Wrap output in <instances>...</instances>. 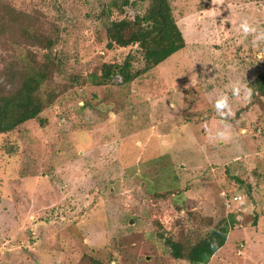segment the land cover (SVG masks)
Returning <instances> with one entry per match:
<instances>
[{
  "label": "rangeland",
  "instance_id": "obj_1",
  "mask_svg": "<svg viewBox=\"0 0 264 264\" xmlns=\"http://www.w3.org/2000/svg\"><path fill=\"white\" fill-rule=\"evenodd\" d=\"M8 1L60 30L58 54L78 80L39 120L0 136V264H190L164 239L194 235V212L235 217L208 264H264V98L249 89L264 77V41L238 26L264 29V0H169L186 46L104 86L94 77L106 63L145 68L136 46L108 49L106 29L148 0ZM225 125L230 136L216 138ZM224 194L242 201L228 206Z\"/></svg>",
  "mask_w": 264,
  "mask_h": 264
},
{
  "label": "trees",
  "instance_id": "obj_2",
  "mask_svg": "<svg viewBox=\"0 0 264 264\" xmlns=\"http://www.w3.org/2000/svg\"><path fill=\"white\" fill-rule=\"evenodd\" d=\"M107 39L120 48L136 46L144 55L145 68L135 72L132 58L121 63H106L94 84L104 86L120 79L130 84L186 46L169 0H148L143 14L134 19L112 22L106 29ZM60 30L44 27L37 15L16 8L8 0H0V136L19 131L30 121L54 106L75 84L58 54ZM255 100L264 98V77L249 88ZM44 125V122L41 121ZM189 220L198 225L194 235L184 234L178 239L166 238L165 244L175 260L190 264H208L226 244L235 223L227 219L216 221L209 216L189 213ZM91 264L105 263L90 258Z\"/></svg>",
  "mask_w": 264,
  "mask_h": 264
},
{
  "label": "clouds",
  "instance_id": "obj_3",
  "mask_svg": "<svg viewBox=\"0 0 264 264\" xmlns=\"http://www.w3.org/2000/svg\"><path fill=\"white\" fill-rule=\"evenodd\" d=\"M238 26L244 35L253 34L252 43L254 45L260 41H264V29H257L256 27L250 25L246 18L241 19ZM240 87L241 86L238 84H234L232 86L231 91L233 96L237 95L240 90ZM228 107V96L225 94L220 95L214 103V108L217 114L221 117L225 116V110H227ZM215 135L218 139H227L230 136L229 126L225 125V127L221 130H218Z\"/></svg>",
  "mask_w": 264,
  "mask_h": 264
},
{
  "label": "built area",
  "instance_id": "obj_4",
  "mask_svg": "<svg viewBox=\"0 0 264 264\" xmlns=\"http://www.w3.org/2000/svg\"><path fill=\"white\" fill-rule=\"evenodd\" d=\"M224 197L226 199V203L228 206H230L232 204L239 203L240 201H242V197L239 195H235L232 198H229L226 194H224Z\"/></svg>",
  "mask_w": 264,
  "mask_h": 264
},
{
  "label": "water",
  "instance_id": "obj_5",
  "mask_svg": "<svg viewBox=\"0 0 264 264\" xmlns=\"http://www.w3.org/2000/svg\"><path fill=\"white\" fill-rule=\"evenodd\" d=\"M112 46H113V43H110L108 46V49L112 48Z\"/></svg>",
  "mask_w": 264,
  "mask_h": 264
}]
</instances>
